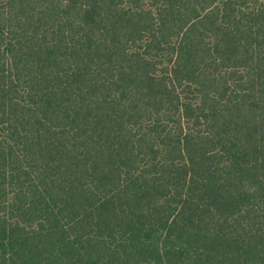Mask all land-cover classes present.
Segmentation results:
<instances>
[{"label":"trees","instance_id":"1","mask_svg":"<svg viewBox=\"0 0 264 264\" xmlns=\"http://www.w3.org/2000/svg\"><path fill=\"white\" fill-rule=\"evenodd\" d=\"M0 264H264V0H0Z\"/></svg>","mask_w":264,"mask_h":264}]
</instances>
